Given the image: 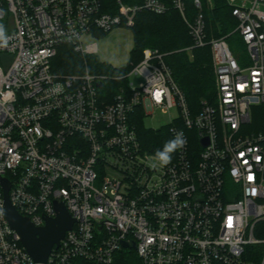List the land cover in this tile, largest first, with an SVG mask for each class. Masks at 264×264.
I'll list each match as a JSON object with an SVG mask.
<instances>
[{
	"label": "built area",
	"instance_id": "obj_1",
	"mask_svg": "<svg viewBox=\"0 0 264 264\" xmlns=\"http://www.w3.org/2000/svg\"><path fill=\"white\" fill-rule=\"evenodd\" d=\"M226 2L235 25L209 39L201 0L194 16L188 0H117L116 14L102 0H0V264H37L7 220L4 179L34 227L57 218L56 203L75 220L46 264H118L122 251L142 264H264V127L252 119L264 106V0ZM170 10L188 27L191 49L212 51L215 101L198 114L157 50L128 74L141 86L130 83L111 103L103 76L53 74L61 45L96 55L87 41L97 34L133 26L142 11ZM139 107L146 117L168 115L172 139L183 133L166 167H152L133 121Z\"/></svg>",
	"mask_w": 264,
	"mask_h": 264
},
{
	"label": "trees",
	"instance_id": "obj_2",
	"mask_svg": "<svg viewBox=\"0 0 264 264\" xmlns=\"http://www.w3.org/2000/svg\"><path fill=\"white\" fill-rule=\"evenodd\" d=\"M102 1L105 12L110 14L118 12L117 0ZM122 1L127 5H135L142 0ZM194 1L188 0L190 16H194L196 13ZM201 1L204 5L209 39L212 36L218 37L222 32L225 33L234 27L235 23L225 0H213L212 8L208 6L207 0ZM130 31L135 41L132 63L134 60L137 62L134 66L142 61L143 53L147 49L157 50L165 55V61L171 68L175 81L185 94L192 114L200 112L204 101L211 103L215 101V71L211 48L191 49L193 46L192 37L177 11L170 10L164 15L142 11L136 15ZM85 62L91 67L90 73L105 78L101 93L108 103L113 102L115 96L121 91L128 92L130 90L128 74L133 68L114 69L102 65L94 58L84 57L77 53L68 44L59 47L56 57L52 60L51 68L54 75L69 77V75L82 74ZM258 110L261 111L259 115L261 122L260 125L258 123V127L260 126L258 129H262L264 127V106L259 107ZM133 117L139 138L148 152L154 154L157 149L163 147L166 141L172 139L168 128L166 130L146 129L142 108H137ZM118 264H142V262L135 251H122L119 254Z\"/></svg>",
	"mask_w": 264,
	"mask_h": 264
},
{
	"label": "water",
	"instance_id": "obj_3",
	"mask_svg": "<svg viewBox=\"0 0 264 264\" xmlns=\"http://www.w3.org/2000/svg\"><path fill=\"white\" fill-rule=\"evenodd\" d=\"M102 87V84H99ZM204 146L208 145V140H203ZM4 189L5 209L7 220L21 238L22 245L37 264H46L54 247H59L60 242L65 238L66 233L73 229L75 220L71 218L63 204H57V218L48 219L44 228H36L27 219L22 217L11 203L9 192L10 184L4 179L2 181ZM124 248H130L124 244ZM136 249V246H133Z\"/></svg>",
	"mask_w": 264,
	"mask_h": 264
},
{
	"label": "rangeland",
	"instance_id": "obj_4",
	"mask_svg": "<svg viewBox=\"0 0 264 264\" xmlns=\"http://www.w3.org/2000/svg\"><path fill=\"white\" fill-rule=\"evenodd\" d=\"M226 1L227 0H225V2ZM208 2L209 0H207V3ZM211 2L212 4H214L213 0H211ZM130 28L131 27L122 26L108 34H97L98 37L97 40L95 39L94 41L88 40L87 42L89 43L96 42L99 47L98 54L88 57L94 58L98 63L105 66H110L114 69H122L128 67L133 68L137 60H134L132 63L133 51L135 49V41L132 32L130 31ZM233 50L235 51V47H233ZM90 71H91V67L89 66L88 63L85 62L84 72H82V74L69 75V76H81L86 72H90ZM128 78H129V82L133 84L134 87H139L143 83V78L138 74H132ZM260 112L261 111L258 110V108H254L252 110L253 123L255 124V128L257 129L260 127V126L258 127V123L260 125L261 122L259 121ZM172 114L174 117L177 116L176 112H173ZM170 122H171V118L168 115H164L162 113H157L154 117L144 116V125L148 130H161V129L166 130L167 128L164 126L169 125Z\"/></svg>",
	"mask_w": 264,
	"mask_h": 264
},
{
	"label": "clouds",
	"instance_id": "obj_5",
	"mask_svg": "<svg viewBox=\"0 0 264 264\" xmlns=\"http://www.w3.org/2000/svg\"><path fill=\"white\" fill-rule=\"evenodd\" d=\"M7 44V37L5 35V27L0 24V46ZM185 144L182 132H176L175 137L165 142L161 149H157L151 157L152 167L157 166L163 168L171 163L173 154L182 149Z\"/></svg>",
	"mask_w": 264,
	"mask_h": 264
}]
</instances>
